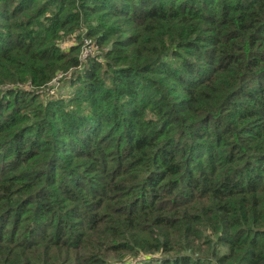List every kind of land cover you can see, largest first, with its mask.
<instances>
[{
	"label": "trees",
	"instance_id": "1",
	"mask_svg": "<svg viewBox=\"0 0 264 264\" xmlns=\"http://www.w3.org/2000/svg\"><path fill=\"white\" fill-rule=\"evenodd\" d=\"M0 264H264V0H0Z\"/></svg>",
	"mask_w": 264,
	"mask_h": 264
},
{
	"label": "built area",
	"instance_id": "2",
	"mask_svg": "<svg viewBox=\"0 0 264 264\" xmlns=\"http://www.w3.org/2000/svg\"><path fill=\"white\" fill-rule=\"evenodd\" d=\"M97 49H98V47L93 41H92V43H90L87 39H85V43L83 44V47H82V50L80 53V58L82 60L88 59L90 56H92L96 53Z\"/></svg>",
	"mask_w": 264,
	"mask_h": 264
},
{
	"label": "rangeland",
	"instance_id": "3",
	"mask_svg": "<svg viewBox=\"0 0 264 264\" xmlns=\"http://www.w3.org/2000/svg\"><path fill=\"white\" fill-rule=\"evenodd\" d=\"M85 39H87L90 43H92V41H91V39H89V38H85ZM72 43V39L71 38H69V39H67V41H66V43L64 44V45H70ZM95 47V46H94ZM56 84H58V83H56ZM56 87H58V86H56ZM64 88H63V86H62V88H60L59 89V91H61V93H63L64 92ZM63 91V92H62Z\"/></svg>",
	"mask_w": 264,
	"mask_h": 264
}]
</instances>
